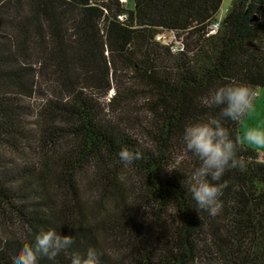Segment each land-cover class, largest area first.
Wrapping results in <instances>:
<instances>
[{
    "label": "trees",
    "instance_id": "obj_1",
    "mask_svg": "<svg viewBox=\"0 0 264 264\" xmlns=\"http://www.w3.org/2000/svg\"><path fill=\"white\" fill-rule=\"evenodd\" d=\"M222 2L0 0V264L48 227L74 237L54 264L88 247L100 264H264L259 152L221 177L215 216L184 184L199 162L182 132L219 111L209 95L264 89V0L217 19Z\"/></svg>",
    "mask_w": 264,
    "mask_h": 264
},
{
    "label": "clouds",
    "instance_id": "obj_2",
    "mask_svg": "<svg viewBox=\"0 0 264 264\" xmlns=\"http://www.w3.org/2000/svg\"><path fill=\"white\" fill-rule=\"evenodd\" d=\"M256 91L245 82H227L219 85L209 95L208 103L218 108L215 115L205 120L188 123L182 132V142L199 165L185 174L191 200L198 212L217 215L222 206L220 197L226 183L221 177L230 169L244 171L246 161L239 156L243 146L264 151V117H257L254 124L248 120L256 116ZM226 122L242 125L233 131ZM118 159L123 165L141 159L140 151L121 148ZM74 237L61 235L55 227L41 229L31 243H23L12 256V264H40V257L55 262L57 256L71 248ZM99 252L88 247L84 252H72L69 264H100Z\"/></svg>",
    "mask_w": 264,
    "mask_h": 264
},
{
    "label": "rangeland",
    "instance_id": "obj_3",
    "mask_svg": "<svg viewBox=\"0 0 264 264\" xmlns=\"http://www.w3.org/2000/svg\"><path fill=\"white\" fill-rule=\"evenodd\" d=\"M127 2V0H123ZM232 0H223L222 5L217 14V19H221L227 12L228 8L231 5ZM256 101H255V109L256 116L252 117V119L248 120L247 123L249 125L254 124L256 122L257 117H264V89H258L256 92ZM261 158H264V151H258Z\"/></svg>",
    "mask_w": 264,
    "mask_h": 264
},
{
    "label": "built area",
    "instance_id": "obj_4",
    "mask_svg": "<svg viewBox=\"0 0 264 264\" xmlns=\"http://www.w3.org/2000/svg\"><path fill=\"white\" fill-rule=\"evenodd\" d=\"M213 27H214V30H213V31H215L216 28L218 27V23H216ZM161 37H163V36H158L159 39H160ZM177 48H178V45H176L174 49H177Z\"/></svg>",
    "mask_w": 264,
    "mask_h": 264
}]
</instances>
